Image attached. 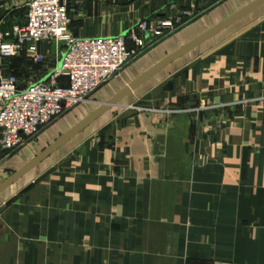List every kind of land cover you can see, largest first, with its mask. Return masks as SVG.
<instances>
[{
    "label": "crops",
    "instance_id": "crops-1",
    "mask_svg": "<svg viewBox=\"0 0 264 264\" xmlns=\"http://www.w3.org/2000/svg\"><path fill=\"white\" fill-rule=\"evenodd\" d=\"M23 1L0 3V33L24 22ZM62 1L73 36L174 25L143 33L0 171L1 183L74 130L0 190V264H264V0L183 50L255 0ZM63 47L37 42L36 62L24 44L0 70L43 79Z\"/></svg>",
    "mask_w": 264,
    "mask_h": 264
},
{
    "label": "built area",
    "instance_id": "built-area-1",
    "mask_svg": "<svg viewBox=\"0 0 264 264\" xmlns=\"http://www.w3.org/2000/svg\"><path fill=\"white\" fill-rule=\"evenodd\" d=\"M68 21L62 0H26L24 22L0 33V57L27 44L33 59L43 62L46 54L37 49V42L64 44L60 66L55 64L43 79L21 85L15 74L0 70V150L18 147L55 116L86 100L146 44L143 33L160 34L162 27L174 25L168 17L154 22L143 18L125 34L78 37L68 32ZM128 39L133 47L127 46Z\"/></svg>",
    "mask_w": 264,
    "mask_h": 264
},
{
    "label": "water",
    "instance_id": "water-1",
    "mask_svg": "<svg viewBox=\"0 0 264 264\" xmlns=\"http://www.w3.org/2000/svg\"><path fill=\"white\" fill-rule=\"evenodd\" d=\"M6 0H0V3L5 2ZM263 0H255L254 2H252L251 4H249L248 6H246L244 9L232 14L231 16H229L228 18H226L225 20H223L222 22H220L219 24H217L216 26H214L213 28H211L210 30H208L207 32H205L204 34H202L201 36H199L196 40H194L193 42H191L190 44H188L187 46H185L184 48H182L181 50L187 48L189 45L195 43L196 41L210 35L211 33L221 29L222 27L226 26L227 24H229L230 22H232L233 20H235L236 18H238L239 16H241L242 14H244L245 12H247L248 10H250L252 7H254L255 5H257L258 3H260ZM180 50V51H181ZM176 54V53H175ZM61 64V60H59L58 62V66H60ZM114 100H111V102H113ZM106 106V103L104 104V107ZM90 119L87 118L85 119L79 126L78 128H80L81 126H83V124H85L88 120ZM74 130H72L71 132H69L68 134L62 136L60 139H58L55 143H53L51 146H49L48 148H46L43 152H41L40 154H38V156H36L35 158L31 159L29 162H27L26 164H24L21 168L17 169L15 172H13L10 176H8L5 180H3L0 183V190L7 185L9 182H11L12 180H14L17 176H19L23 171H25L26 169H28L29 167H31L33 164H35L43 155H45L48 151H50L53 147H55L56 145L60 144L61 142H63L71 133H73Z\"/></svg>",
    "mask_w": 264,
    "mask_h": 264
},
{
    "label": "rangeland",
    "instance_id": "rangeland-1",
    "mask_svg": "<svg viewBox=\"0 0 264 264\" xmlns=\"http://www.w3.org/2000/svg\"><path fill=\"white\" fill-rule=\"evenodd\" d=\"M25 8H26V0H24L23 2H21L19 9L20 12H25ZM64 48V47H63ZM92 95V94H91ZM85 101V100H84ZM81 104V103H80ZM61 116L57 115L55 116L50 122H48L45 126L49 125L51 122H53L57 117ZM44 127V126H43ZM42 127V128H43ZM40 133V131L32 136H30L28 139H26L21 145H19L18 147L14 148V149H10V150H0V171H6V173L8 174L14 167L11 165L13 159L17 156H15V154H17L19 151L23 152V151H27V149L29 147L34 148L36 138L38 136V134ZM32 152L30 151L29 154H31ZM15 156V157H14Z\"/></svg>",
    "mask_w": 264,
    "mask_h": 264
}]
</instances>
